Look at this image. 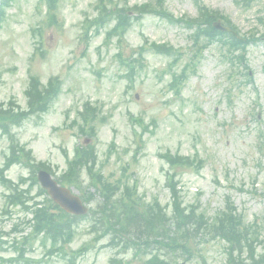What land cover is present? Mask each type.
Segmentation results:
<instances>
[{"label": "rangeland", "instance_id": "obj_1", "mask_svg": "<svg viewBox=\"0 0 264 264\" xmlns=\"http://www.w3.org/2000/svg\"><path fill=\"white\" fill-rule=\"evenodd\" d=\"M201 1L210 10L226 15L241 34L262 38L248 49L247 64L253 84L245 77L247 69L224 59L219 44L197 53L191 50V30L154 15L134 21L121 47L115 41L106 46L105 32L99 35L94 32L89 39H83L84 23L96 15L97 0H61L59 17L64 26L61 31L43 29L46 54L34 57L41 37L39 32L33 34V30L44 27L46 10L39 0H16L0 31V103L15 99L24 107L30 76H38L43 84L58 76L63 88L54 105L49 103L46 114L29 113L16 130L19 141L33 152L38 162L48 164L58 175L67 171L62 150L72 157L75 148L87 139L81 136L78 112L89 102L98 109L99 123L87 125L85 130L95 129L89 145L98 152L102 172L99 171L105 180L118 186L131 183L143 198L158 200L171 212L166 175H178L176 180L186 206L199 205V212L213 217L225 208L226 197L230 196L246 223L257 221L264 227V1L249 7L235 0ZM115 2L132 8L154 0ZM165 6L177 18L198 15L193 0H166ZM146 39L183 50L184 61L171 68L172 58L149 52L131 84L128 69L116 56L118 52H122L123 58L132 56V50ZM193 52L198 54L196 71H190L178 94L169 86L172 72H179ZM131 116L139 118L141 124L132 122ZM112 142H116V149ZM7 149L8 142L0 141V163ZM167 151L190 157L199 155L205 166L200 173L170 171L159 159ZM27 173L14 166L7 175L15 182ZM86 175L80 184L87 194L94 192V188ZM3 193L0 184V230L8 233L24 215L17 212L11 220L1 215ZM91 224L90 220L80 221L71 249L77 250L93 239ZM4 240L12 244V237L0 236V241ZM106 243L102 240L77 264H111L112 259L132 261L131 253L119 256L116 250L104 247ZM32 248L33 252L26 257L38 262L30 264H70L60 256L47 260V250L39 242ZM1 250L0 257L15 255ZM260 252L258 247L257 254ZM194 254L187 264L226 263L221 241L201 244Z\"/></svg>", "mask_w": 264, "mask_h": 264}, {"label": "trees", "instance_id": "obj_2", "mask_svg": "<svg viewBox=\"0 0 264 264\" xmlns=\"http://www.w3.org/2000/svg\"><path fill=\"white\" fill-rule=\"evenodd\" d=\"M12 0H0V24L6 13V9L10 6ZM53 10L57 0H46ZM109 0H102V8L106 6ZM162 10V6H160ZM141 14L147 12L158 13V10L152 9L151 6L146 5L137 8ZM163 11V10H162ZM106 13V9L103 14ZM111 13V12H109ZM205 19L203 23L208 25V28L199 32L204 34L210 41L222 39L223 34L215 31L211 26L217 19L228 20L223 15L217 12H205ZM107 15V13L105 14ZM121 32L123 33L130 24L129 14L125 10L120 11ZM229 40V50L236 49L246 51L251 40L239 39L234 36H225ZM231 42V44H230ZM50 83V82H49ZM51 88L40 90L39 84H34L32 89L35 91L31 102L28 106L31 108L30 113L45 112L49 105L50 99L57 96L59 87L53 85ZM55 90V91H54ZM93 115H96V108H90ZM28 115L27 112L16 113L12 108L0 109V128L4 129V133L10 134L12 123L19 124L22 118ZM9 126V127H8ZM167 164L173 169L195 168L200 171L203 167V160L198 158H187L180 155H172L167 153L161 156ZM19 158V157H18ZM97 157L92 148L78 151L76 158L70 164L68 172L62 175L61 181L80 188L81 170L86 169L89 176L92 178V185L97 190L102 199V203L94 211L97 217V224L103 229L104 236L112 235L115 241L124 244V249H134L136 253L140 252L155 253L150 260L144 264H179L181 260L186 261L192 257L194 250V243L199 237H208L210 240L221 239L229 245V251L233 255L236 253L237 257L248 254V258L254 264H261L264 262V255L256 261V253L258 246L264 248V240L261 239V232L257 225H246L241 215L235 214L232 204L228 211L218 213L214 218L208 219L206 215H196L197 208L191 210L182 208L181 197L178 190V185L175 180L169 182V187L175 199L174 214L169 217L165 210L156 200L151 203H144L139 197L131 192L128 187L122 193L121 186L114 185L108 180H103L102 175L96 172ZM121 192V193H120ZM43 192H40L42 194ZM22 195L16 198L12 203L14 205L24 204ZM37 205H39L37 203ZM40 208H35V233L39 235L43 233L45 239H51L53 243L59 239L69 241L73 237L72 226L74 219L60 212L54 214L50 206L51 202L46 201L39 205ZM167 252L174 260L170 263L165 255H161V251ZM142 252V253H143ZM234 264H241L236 262Z\"/></svg>", "mask_w": 264, "mask_h": 264}, {"label": "water", "instance_id": "obj_3", "mask_svg": "<svg viewBox=\"0 0 264 264\" xmlns=\"http://www.w3.org/2000/svg\"><path fill=\"white\" fill-rule=\"evenodd\" d=\"M217 27L227 30L222 28L220 24H217ZM40 180L44 187L48 189L49 194L53 197L55 202L59 203L66 211L75 214L86 213L80 200L72 196L68 190L58 187L57 184L51 180L49 175L41 173Z\"/></svg>", "mask_w": 264, "mask_h": 264}]
</instances>
